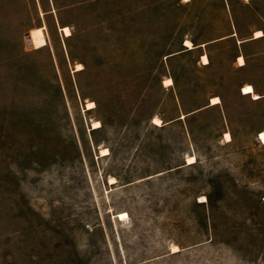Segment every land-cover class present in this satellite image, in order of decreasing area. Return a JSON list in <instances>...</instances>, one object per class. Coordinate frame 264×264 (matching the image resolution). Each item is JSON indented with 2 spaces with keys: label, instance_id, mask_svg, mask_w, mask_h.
Listing matches in <instances>:
<instances>
[{
  "label": "rangeland",
  "instance_id": "1",
  "mask_svg": "<svg viewBox=\"0 0 264 264\" xmlns=\"http://www.w3.org/2000/svg\"><path fill=\"white\" fill-rule=\"evenodd\" d=\"M231 2L0 0V264H264L253 71L233 39L186 51L264 29ZM214 96L228 120L191 114Z\"/></svg>",
  "mask_w": 264,
  "mask_h": 264
},
{
  "label": "crops",
  "instance_id": "2",
  "mask_svg": "<svg viewBox=\"0 0 264 264\" xmlns=\"http://www.w3.org/2000/svg\"><path fill=\"white\" fill-rule=\"evenodd\" d=\"M243 5L251 4L255 1H264V0H241ZM223 6L222 11L225 12L227 25H229V16L238 8L231 2V0H222ZM264 9V7H263ZM235 24V23H234ZM236 26V25H235ZM257 30H262L263 34L261 36H255ZM228 39H233L236 45V55L233 59L232 66L241 70H251L253 75H249L246 79L243 80V84L238 88V95L241 98L248 99L256 105H262L264 103V29H255L252 31V34L249 37H240L239 31L236 28V31L227 33L224 36L208 39L205 41H198L193 43L195 47L189 49L186 48V51L201 50L199 52L198 64L201 66H211L212 61L208 49L213 45L220 44ZM193 42V41H192ZM204 47V49H202ZM254 48V49H253ZM180 51L177 54L183 53ZM206 55L209 59V62L204 63L202 58ZM241 59L243 62H241ZM247 84H251L254 87V91L259 95V98H254L252 93H244L243 87ZM215 97V96H214ZM219 97V96H218ZM212 98H209V101L206 105L194 110L191 114L199 113L206 109H218L223 112L224 117L228 120L227 108L223 98L220 96V101L212 103ZM227 133V132H226Z\"/></svg>",
  "mask_w": 264,
  "mask_h": 264
},
{
  "label": "bare ground",
  "instance_id": "3",
  "mask_svg": "<svg viewBox=\"0 0 264 264\" xmlns=\"http://www.w3.org/2000/svg\"><path fill=\"white\" fill-rule=\"evenodd\" d=\"M65 28H68V27H65ZM262 34H263L262 30H257V31L255 32V36H261ZM29 38H30V41L32 42V39H31V36H30V35H29ZM32 43H33V42H32ZM33 45H34V44H33ZM186 45H187L189 48H193V47H194L192 41H190V40H187V41H186ZM203 60H204V63L209 62V59H208V57H207L206 55L203 56ZM241 62H243L242 59H241ZM165 83H166V85H171V84H173V80H172V78H167V79L165 80ZM243 92H244V93H252L254 98H259V95L254 91V87H253L251 84H247V85H245V86L243 87ZM219 101H220V98L217 97V96L212 98V103H216V102H219ZM90 104H92V103H90ZM155 123L158 124V125H161V121H160V119H159V118H156V119H155ZM227 137L230 139V134H229V133H227ZM260 138L264 140V132H261V136H260ZM195 159H196V156H194V155H191V156L189 157V160H190V161H195ZM125 216H127V213H125V212L121 213V215H120L121 219L125 218Z\"/></svg>",
  "mask_w": 264,
  "mask_h": 264
}]
</instances>
